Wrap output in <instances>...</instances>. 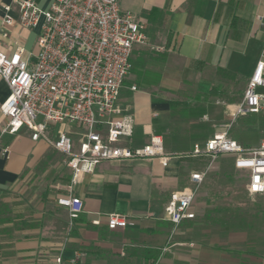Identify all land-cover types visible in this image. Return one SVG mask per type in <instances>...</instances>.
<instances>
[{
    "label": "crops",
    "instance_id": "1",
    "mask_svg": "<svg viewBox=\"0 0 264 264\" xmlns=\"http://www.w3.org/2000/svg\"><path fill=\"white\" fill-rule=\"evenodd\" d=\"M36 1L48 10L55 0ZM11 4L0 0V24L4 7ZM120 7L144 23L147 34L145 48L135 58V81L121 92L126 90L120 106L136 119L134 137L123 144L141 147L156 134L163 137L168 153H187L196 143L223 133L245 148L261 144L264 103L257 115L234 114L264 48V0H120ZM153 9L160 14L151 13ZM12 16L19 18L15 7ZM32 33L37 46L40 31L17 22L2 37L0 50L12 54L21 46L24 58L32 60L36 48L28 51L24 44ZM258 93L264 95V88ZM9 94L1 83L0 108ZM181 105L193 108L191 118H182L177 110ZM177 119L196 121L199 130L193 138L206 140L190 149L189 142L172 141L190 134L187 128H173ZM5 123L0 112V130ZM61 128L75 131L73 126ZM59 129L53 127L52 133ZM6 144L11 145L8 158L1 152ZM49 151L45 141H33L25 129L3 138L0 264H57L60 256L63 264H71L79 254L76 264H264V256L247 250L244 233L218 226L215 208L207 203L206 184L192 207L196 218L178 227L169 221L166 207L172 195L189 185L192 171L203 168L191 169L188 162L204 159L174 158L168 167L159 160L102 163L74 187L84 210L71 221L57 204L63 194L54 197L45 190L31 207L20 203L25 175ZM111 214L125 216L128 227L110 230Z\"/></svg>",
    "mask_w": 264,
    "mask_h": 264
},
{
    "label": "built area",
    "instance_id": "2",
    "mask_svg": "<svg viewBox=\"0 0 264 264\" xmlns=\"http://www.w3.org/2000/svg\"><path fill=\"white\" fill-rule=\"evenodd\" d=\"M14 7L18 19L12 16ZM4 10L0 46L6 31L17 22L24 29L39 30L40 36L32 60L24 58L21 46L12 54L0 50V84L5 83L10 91L0 108L6 118L0 145L5 136L16 137L25 129L33 141L43 140L67 157L71 181L57 204L71 221L84 210L74 187L85 174L107 162L159 160L168 167L174 158L204 159L205 166L190 173L189 185L175 192L166 207L174 227L196 218L192 207L223 156H233L236 170L248 174L250 195H264V139L258 147L245 148L227 133L217 134L187 153H168L163 137L156 134L141 147L120 143L131 140L136 128L135 116L119 105L121 92L133 68L135 48L147 43L145 24L122 12L120 0H55L48 10L41 9L36 0H12ZM262 21L264 26V13ZM259 88H264V48L234 116L262 111L264 95L258 93ZM57 126L60 129L53 134ZM61 126H75V131ZM1 152L8 158L11 145H4ZM107 226L125 229L128 221L111 214ZM81 257L77 255L71 264ZM57 264H63L61 256Z\"/></svg>",
    "mask_w": 264,
    "mask_h": 264
},
{
    "label": "rangeland",
    "instance_id": "3",
    "mask_svg": "<svg viewBox=\"0 0 264 264\" xmlns=\"http://www.w3.org/2000/svg\"><path fill=\"white\" fill-rule=\"evenodd\" d=\"M35 40V34L32 33L28 40L24 42L28 51H35ZM142 48H145V45H140L134 50L132 57L133 68L125 81V87L132 86L135 81L134 62L138 50H141ZM125 91L126 90L122 93V99L120 100L119 105H122V100L124 98L123 94ZM177 110L182 112V118H189V116L191 118L190 114L193 108L189 105H181ZM73 127L75 128V126ZM197 127L199 126L196 124V121L189 120L184 122L177 119L176 125H174L173 128H187L189 129L190 134H187L186 138L178 137L177 139L172 138L171 140L179 144L189 142L191 146L188 147V149H190L194 143L206 140V138H193L194 130L198 129ZM197 133L204 136L205 131L200 130V132ZM125 142V139L120 140V143L122 144ZM180 148H183V146ZM205 164L206 161L204 160H191L188 162V166L191 169L198 168L199 166L204 167ZM211 172L212 173L205 183L208 193H213L214 191L221 192L220 194H216L218 199H220V203L225 205L240 200L245 204H249L243 209L226 208L224 211L218 213L219 215H217L216 211L212 210V213H215V216H213L214 219H219L218 226L223 227V230L228 231V233H244L249 242L247 250L264 256V195L252 196L246 193L248 175L246 172L236 170L233 156H226L223 159L218 160ZM71 175V170L67 165V157L50 147V151L47 153L45 159L25 175L23 190H21L20 194V203L23 204L21 206L31 207L33 203L39 202L41 200V194L45 190L51 192V196L54 197L57 194L65 195L70 185ZM24 204H27L28 206Z\"/></svg>",
    "mask_w": 264,
    "mask_h": 264
},
{
    "label": "trees",
    "instance_id": "4",
    "mask_svg": "<svg viewBox=\"0 0 264 264\" xmlns=\"http://www.w3.org/2000/svg\"><path fill=\"white\" fill-rule=\"evenodd\" d=\"M151 13H153V14H155V13H159L160 14V11H158V10H156V9H153L152 11H151ZM150 13V14H151ZM149 14V15H150ZM147 16V15H146ZM132 62H133V60H132ZM224 157H226V156H223V157H221L220 159H223ZM219 159V160H220ZM248 175V174H247ZM216 193H221V192H213V193H209V195H208V197H207V203L209 204V205H212L214 208H215V211H216V213H220V212H222V211H224L226 208H238V209H243V208H245L246 206H248L249 204L248 203H244V202H242V200H240V201H236V202H232V203H230V204H227V205H225V204H222V203H220V199H218V196H217V194ZM246 193L247 194H249L248 193V191H246ZM213 195H215V196H213Z\"/></svg>",
    "mask_w": 264,
    "mask_h": 264
}]
</instances>
